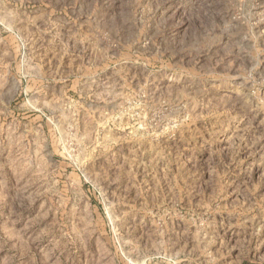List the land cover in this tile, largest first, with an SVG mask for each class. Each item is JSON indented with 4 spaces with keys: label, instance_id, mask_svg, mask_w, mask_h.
Segmentation results:
<instances>
[{
    "label": "rangeland",
    "instance_id": "rangeland-1",
    "mask_svg": "<svg viewBox=\"0 0 264 264\" xmlns=\"http://www.w3.org/2000/svg\"><path fill=\"white\" fill-rule=\"evenodd\" d=\"M0 264H264V0H0Z\"/></svg>",
    "mask_w": 264,
    "mask_h": 264
}]
</instances>
